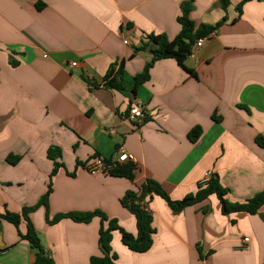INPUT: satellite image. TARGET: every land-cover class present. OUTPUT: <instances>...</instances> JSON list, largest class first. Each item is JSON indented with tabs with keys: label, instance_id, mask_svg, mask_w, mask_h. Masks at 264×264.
Listing matches in <instances>:
<instances>
[{
	"label": "crops",
	"instance_id": "crops-1",
	"mask_svg": "<svg viewBox=\"0 0 264 264\" xmlns=\"http://www.w3.org/2000/svg\"><path fill=\"white\" fill-rule=\"evenodd\" d=\"M185 3L197 27L224 23L184 67L159 60L136 86L154 58L136 49L152 35L173 41ZM122 65L123 89L105 87ZM137 101L142 125L129 119ZM195 127L203 133L193 143ZM52 147L65 165L54 176ZM121 148L136 157L133 181L86 169ZM10 156L21 159L11 164ZM209 171L232 203L264 190V0H231L227 10L220 0H0V214L37 205L51 183L48 209L30 219L56 264L102 256L99 232L108 222L48 218L101 211L136 235L135 216L121 202L128 191L153 179L180 201ZM144 204L153 245L132 252L115 231L118 264H264V206L224 215L216 196L179 213L159 196ZM26 232L25 221L17 227L0 217V264H32Z\"/></svg>",
	"mask_w": 264,
	"mask_h": 264
},
{
	"label": "trees",
	"instance_id": "trees-1",
	"mask_svg": "<svg viewBox=\"0 0 264 264\" xmlns=\"http://www.w3.org/2000/svg\"><path fill=\"white\" fill-rule=\"evenodd\" d=\"M231 0H220V5L224 10L230 6ZM41 6V5H39ZM192 6L188 3L182 5V15L178 18L181 31L178 36L169 41L165 36H149V41L143 43L136 51L150 50L153 55V61L147 65L145 71L135 77L136 86L149 79V69L153 64L162 59H174L184 67L185 62L190 57L192 47L196 41L203 37H208L213 34L224 21L215 25L201 24L198 27L190 18ZM242 4L239 5L238 11L241 13ZM196 76L193 71H189ZM123 74V65L118 71L112 69L106 79L105 87L114 90H122L121 76ZM215 119V118H214ZM203 129L195 127L188 135L191 142L195 143L202 136ZM48 158L54 162V169L51 176L57 174L60 168L65 165L61 162L62 150L59 147H52L48 150ZM21 157L10 156L8 161L11 164H16ZM138 166L135 163H125L117 166L110 175L114 177L125 178L133 181L136 176ZM52 193V184L50 183L48 191L39 200L37 205L26 207L20 213L0 214V217L8 222L19 226L22 221L27 224V232L21 238L26 240L34 251V261L32 264H56L51 254L44 248L39 233L31 222L30 215L39 207L44 206L48 209L49 199ZM228 189L220 182L218 176L212 175L211 180L207 184L200 183L198 191L195 194L188 195L180 201H172L163 186L156 180L148 179L137 191H128L122 198V205L135 216L137 223V234H131L118 225L116 220H108L107 216L101 211L94 212H71L67 214H58L52 219L48 218L49 224H55L63 219L70 218L78 223H90L95 217H100L102 222H108V226H102L99 232V247L102 251V256L92 257L90 264H118L117 256L112 253L111 243L113 233L118 231L121 235L122 243L132 252L145 253L153 245V236L155 228L153 226V216L146 208L144 201L146 198L152 199L154 196H159L168 202L172 210L176 213L183 211L186 207L201 203L210 196H216L221 204V210L224 215L236 212H245L255 215L264 206V190L257 193L254 197L242 202L232 203L226 199Z\"/></svg>",
	"mask_w": 264,
	"mask_h": 264
},
{
	"label": "built area",
	"instance_id": "built-area-1",
	"mask_svg": "<svg viewBox=\"0 0 264 264\" xmlns=\"http://www.w3.org/2000/svg\"><path fill=\"white\" fill-rule=\"evenodd\" d=\"M212 35V34H211ZM203 37L196 41V43L192 47V51L190 54V57H193L195 54V51L197 49H200L205 41H207L210 37ZM125 44H128V41H125ZM76 63H72V66H76ZM129 119L133 121V123L137 125H142L144 123L145 119V112L143 108V103L141 101H137L136 104L131 107L130 109V117ZM136 163V157L125 150L124 148L119 149L113 158L111 159H105L103 157H94L90 162H88L86 169L88 172L93 176H102V175H110L111 172L119 165H123L125 163ZM213 173L211 171L207 172L205 174V177L202 184H207L211 178ZM249 238H245L244 242L248 243Z\"/></svg>",
	"mask_w": 264,
	"mask_h": 264
}]
</instances>
